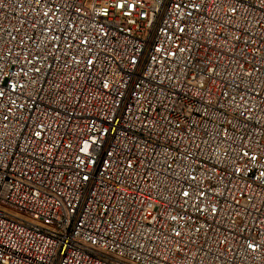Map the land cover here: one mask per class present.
<instances>
[{
	"label": "built area",
	"instance_id": "2783aa9c",
	"mask_svg": "<svg viewBox=\"0 0 264 264\" xmlns=\"http://www.w3.org/2000/svg\"><path fill=\"white\" fill-rule=\"evenodd\" d=\"M0 264H264V0H0Z\"/></svg>",
	"mask_w": 264,
	"mask_h": 264
}]
</instances>
